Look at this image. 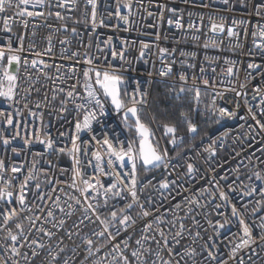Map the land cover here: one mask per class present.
Wrapping results in <instances>:
<instances>
[{
    "label": "built area",
    "instance_id": "obj_1",
    "mask_svg": "<svg viewBox=\"0 0 264 264\" xmlns=\"http://www.w3.org/2000/svg\"><path fill=\"white\" fill-rule=\"evenodd\" d=\"M17 3L18 0H11V6L0 12V46L6 47L11 42L13 49L22 48L16 53L21 57L18 72L17 65L12 64L17 75L15 94L11 99L0 97V160L5 164L0 189L11 178L8 190L14 193L11 203L0 200V262L110 264L113 244L120 243L123 248L122 242L127 241L129 247L124 249V254L131 264H136V258L131 255L133 250L144 253L148 264L154 260L162 264L155 255L157 251L164 261L171 260V264H264V240L260 238L264 235L261 227L264 181L255 176L256 173L264 176V128L260 127L264 124L261 111L264 37L259 34L264 28V0H228V3L224 0H97L95 23L87 0H67V3L45 0L42 6L29 5L30 11L43 13L35 16L19 15L21 9L15 6ZM127 3H131V9L124 6ZM121 16H127V21ZM176 21L183 26L178 27ZM214 23H223L224 30L212 31ZM229 29L238 35L229 36ZM113 51L118 54L116 57L112 56ZM119 53H123V59ZM89 57L98 68L110 67L122 74L128 82V92L135 91L136 82H140V91L146 95L145 102L138 107L146 114L154 142L167 148L169 157L167 166L145 168L137 163L139 204L151 214L141 215L142 209L134 205L127 212L135 219L134 224L125 229L113 222L121 229L113 243L108 242L107 234L93 235L103 230L96 214L85 211L87 203L97 205L95 194L89 190V200L85 201L80 191L71 187L76 165L68 150L77 135L75 123L84 116L77 105L87 98L82 73L89 68ZM33 60L37 61L35 65L31 63ZM252 64L257 67H249ZM167 68L171 69L170 73L161 75ZM181 75L187 79L181 80ZM205 79L208 84L203 83ZM156 86L162 87L166 102L171 101L177 89L184 88L191 95V109L183 113H188L198 132L187 131L181 114L179 126L183 128L176 127L177 134L184 139L176 146L169 143V136L161 127L165 122L149 112ZM94 87L100 88L95 84ZM69 91L73 92L71 97L67 95ZM197 91L199 106L193 99ZM100 95L106 115L93 121L91 132L79 133L77 143L87 149V155L78 154L83 177L97 176L107 186L113 178L101 175L88 163L89 160L95 163L91 153L97 147L92 137L103 140L106 135L114 143L124 141L125 147L127 141L134 139L110 99L104 98L102 92ZM213 108L227 109L235 116L221 119ZM8 117L12 118V124L7 123ZM202 123L213 126L197 138ZM48 137L54 141V149L41 143ZM5 138L8 144L3 143ZM209 145L215 149L214 153L205 151ZM60 148L65 151L60 152ZM106 160L107 157L105 171H111ZM188 163L195 166L191 174L187 172ZM139 165L146 170V176L140 175ZM14 166L21 170L13 173ZM29 171L34 178L28 179L23 190L25 206H21L20 185ZM165 181L167 188L161 187ZM253 187L257 190L246 195ZM221 191L227 194V201L219 196ZM69 197L79 198L81 203ZM98 200L101 206L97 213L101 219H110L111 211H117L119 217V209L131 202L129 197H115L109 198L104 206L103 191ZM233 204L255 240L235 256H232L233 247L245 237L240 217L231 213ZM12 208L17 215L4 223L2 214ZM49 211L52 217L47 215ZM17 224L23 225L22 233ZM220 224L225 227L221 228ZM9 230L19 236L17 247L24 245L19 256H13L10 251L13 242L8 237ZM46 231L54 235L49 237ZM109 231L115 235L113 228ZM86 239L93 240L92 255ZM32 240L45 245L43 249L37 248L39 254L35 257L32 249L36 246L30 247ZM137 240L141 245L136 244ZM97 248L99 252H95ZM149 248L151 252L146 251Z\"/></svg>",
    "mask_w": 264,
    "mask_h": 264
},
{
    "label": "snow or ice",
    "instance_id": "obj_2",
    "mask_svg": "<svg viewBox=\"0 0 264 264\" xmlns=\"http://www.w3.org/2000/svg\"><path fill=\"white\" fill-rule=\"evenodd\" d=\"M65 3H67V0H65ZM87 3L92 6V21L95 23L96 20V3L97 0H87ZM224 3H228V0H224ZM45 4V0H18V3L15 5L17 8H20L21 11L18 13L21 16H35V15H43V13L40 12H34L30 11L28 6L31 5L33 8L42 6ZM11 6V0H0V12H4L6 10V7ZM125 7H128L131 9V3H127L124 5ZM117 15H119V12H117ZM56 16L59 17L60 13L57 12ZM121 19H124L127 21V16H121ZM101 23L103 21L101 20ZM169 23H172V21H169ZM240 23H243L242 21ZM176 25L178 27H182L183 25L180 24L179 21H176ZM5 27H7V21H5ZM189 27H193V25H189ZM224 25L223 23L217 25H212V31H223ZM10 31V29H9ZM73 32H75V29H73ZM260 36L264 37V28L260 29ZM229 36H237L238 33H236L233 29L228 30ZM110 42V41H109ZM261 46H264L262 44ZM144 47H147V45H144ZM205 47H208L206 44ZM19 51H22L21 49H13L11 46V42L6 47L0 46V97H6L8 99H11L14 96V89L16 88V81H17V75L12 71V64L15 63L17 65V72L19 71V65L21 63V57L16 54ZM167 51V50H164ZM118 54L113 51L112 56L116 57ZM141 55H143V52H141ZM5 58H6V64H5ZM119 58L123 59V53H119ZM25 64L28 63L27 60L24 61ZM33 65L37 63L36 60L31 61ZM87 64L89 65V68L82 73L84 77V88L87 92V98H85V102L82 104H78L77 108L84 111L83 120H77L75 123V130L77 135L72 140V148L69 149V154L72 157L73 163L76 165V167L73 169V176H72V184L71 187L74 189H78L83 196L85 201L89 200V190H91L92 193L95 194L93 199H97V205L94 207L91 202L87 203V206L85 208V211H91L92 213L96 214V219L99 221L101 225H103V230L94 232L93 235L96 236H105L107 234L108 242L113 243L117 236L120 234L121 229L115 227V224L113 222H118L120 225H122L125 229L130 226V224L135 223V219L127 214L128 210L132 209L134 205H138L141 209V215L143 216H149L151 213H149L147 210L144 209L143 204H139V197L137 194L136 186H137V175H136V169H137V163H141L143 166L146 167H159L161 164H164L167 166V163L169 162L168 152L167 148H161L157 142H154V133L152 128L149 126V124L145 123L141 119L140 115V109L138 106H142L145 102V93H142L140 91L141 85L140 82H136V88L135 91L128 92V82L125 80L124 76L122 74H118V72L115 69L112 68H98L93 61V58L89 57L87 60ZM249 67H257V65H249ZM171 69L167 68L161 72V75H168L170 73ZM229 74H231L232 69H228ZM181 80H186L187 77L184 75L180 76ZM195 77H193V81H195ZM5 81L7 82L5 85ZM204 84H208V80L203 81ZM95 85H99L100 88L97 89L94 87ZM175 91V90H172ZM102 92V95L106 99H110L111 105L114 106V110L117 113H120L122 116V120L124 122V125L126 128H129L133 130L136 133L137 140H129L127 141V147H125L124 141H117L116 143L113 142V139L108 138L106 135L103 138V140H96L95 136L92 137V140L95 141L97 150L95 152L91 153V156L95 158V163L93 164L92 160H89L88 163L92 164L93 167L98 170V172L103 176H108L113 178L112 180H109L107 186H105L104 183L101 182L99 177L92 176L88 179H85L81 172L80 167V156L78 154L82 153L84 155H87V149H82L81 145L77 143L79 141L80 136L79 133H81L84 130H87L89 132L92 131V123L93 121H98L99 118L106 115V108L105 103L101 99L100 93ZM185 92L184 88H181L179 92H176V96L179 97L182 93ZM69 97L73 95L72 91H69L67 93ZM125 97L127 98V102L125 101ZM194 102L196 106H199L200 104V93L197 91L194 95ZM213 105H215V100H213ZM264 103V101H262ZM213 111H217L219 114V117L222 119L224 117L232 118L235 116L234 112H230L227 109H212ZM262 112H264V108L261 109ZM184 121L187 123V131L189 133L195 134L198 132L197 125L195 123L191 122V119L188 115V113H182ZM8 124H12V118L8 117L7 119ZM258 124H260L259 121H257ZM161 127L163 128V131L165 134L169 136V143L173 146L178 145L180 142L183 141L184 137L178 135V129L175 124H162ZM261 128H264V124H260ZM27 143H31V141H26ZM4 144H8L9 140L4 139ZM41 143H45L46 146L49 149H54V141L48 137L46 140L41 141ZM194 147V145L192 146ZM104 149L102 152L101 149ZM13 151H16L15 149ZM60 152H64V148L59 149ZM206 152L214 153L215 149L212 147V145H209L208 148L205 149ZM105 157H107L106 164L111 169V171H105ZM5 169V164L3 160H0V182L4 181L3 176V170ZM127 169V172L125 173L124 170ZM21 169L18 167H12L11 171L13 173L19 172ZM195 170V166L192 163L187 164V172L189 174L193 173ZM256 179L260 181H264V176H261L259 173L255 174ZM34 178L32 176V172L29 171L28 177L24 179L23 183L20 185L21 193L18 197L19 203L21 206H25L26 197L24 195V188L28 184V179ZM94 181V182H93ZM127 181V184H126ZM12 180L9 178L7 182L5 183L4 189H0V200H5L7 203H11V198L13 197L14 193L13 191L8 190V188L11 186ZM37 188L40 187L39 184L36 185ZM161 187L167 188L168 187V181H165L161 184ZM257 189L255 187L252 188L251 192L245 193L246 195H251L252 192H255ZM101 191H103V198H104V206H107V201L109 198H115V197H129L131 202L127 203L124 208L119 209L120 216L118 217L117 211H111L110 212V219L104 218L101 219L100 215L97 213V208L101 205L99 204L98 197L100 196ZM262 194H264V190H262ZM219 196L222 197L225 201H227L229 198L227 194L223 191L219 193ZM59 199V198H57ZM69 199H75L77 204L81 203V200L76 197H69ZM198 203V201H195ZM63 210V209H61ZM255 211V210H254ZM231 213L233 216L240 217L239 211L236 208V206L233 204L231 208ZM4 223H7L8 221L12 220L13 217L17 215L16 209L12 208L10 212L7 214H2ZM49 217L53 216V213L49 211L47 213ZM159 219V218H157ZM228 221L226 220L225 223ZM240 224L243 226V233H244V239L242 240L241 244L235 245L232 249V256H235L236 253L242 248L247 247L250 243H254L255 240L252 237V230L249 227V225L245 222V220L240 217L239 219ZM60 224H63V221H60ZM221 228L225 227V224L219 225ZM113 228L115 231V235L113 232L109 231V228ZM150 228L151 225H148ZM183 225H181V228ZM262 229H264V224L261 225ZM16 228L20 230V232H23V225L17 224ZM41 231H45L43 228H41ZM45 234L49 237H52L54 234L51 231H46ZM160 235L163 236L164 233L161 231ZM179 235V233L177 234ZM199 235V233H197ZM8 237L13 242L10 251L13 254V256H19L21 255V248L24 247V245H20L17 247L16 242L19 239V236L16 234H13L12 231L9 230ZM261 240H264V235H262ZM146 239V238H145ZM154 239V237H153ZM86 244L89 246L88 252L89 255L93 254V240L92 239H86ZM123 248H121L120 243H114L112 247V262L110 264H113V262L120 260L122 261V264H131V261L129 260L128 256L124 254V249L128 248V242L123 241ZM159 243V242H157ZM168 241L165 239L164 244L167 245ZM137 245H141V241H136ZM32 249V255L35 257L39 253L37 251V248L43 249L45 247L44 244L39 243L37 240L31 241ZM63 251V249H61ZM147 252H151V248L146 250ZM169 253H171V249H168ZM95 252H99V248L95 249ZM191 254H195V250H191ZM58 255V254H57ZM131 255L136 258V264H148V261L146 257L144 256V253L133 250L131 252ZM156 257L162 261V264H171V260L164 261L162 257L160 256V252L157 251L155 253ZM211 255V252L209 253ZM55 259V257H53ZM25 260H27V256H25ZM0 264H7L6 261L0 262ZM18 264V262H16ZM64 264H68V261H64ZM97 264H102V261H98ZM152 264H157V262L154 260L152 261ZM178 264V262H177Z\"/></svg>",
    "mask_w": 264,
    "mask_h": 264
},
{
    "label": "trees",
    "instance_id": "obj_3",
    "mask_svg": "<svg viewBox=\"0 0 264 264\" xmlns=\"http://www.w3.org/2000/svg\"><path fill=\"white\" fill-rule=\"evenodd\" d=\"M180 89H177L176 92H179ZM175 92V93H176ZM174 93L170 102H166V96L162 92V87L156 86L151 97V104L149 107V112L153 114L157 120L163 121L167 124H175L182 129L180 125V116L183 112H188L192 106V99L190 93L185 90L179 97ZM141 119L147 123L146 114L140 112ZM212 123H202L200 124V132L197 138L201 137L206 131L212 127ZM129 135L137 140L135 132L131 129H128ZM139 172L141 176H146V170L139 165Z\"/></svg>",
    "mask_w": 264,
    "mask_h": 264
},
{
    "label": "water",
    "instance_id": "obj_4",
    "mask_svg": "<svg viewBox=\"0 0 264 264\" xmlns=\"http://www.w3.org/2000/svg\"><path fill=\"white\" fill-rule=\"evenodd\" d=\"M145 168H150V167H146V166H144Z\"/></svg>",
    "mask_w": 264,
    "mask_h": 264
}]
</instances>
